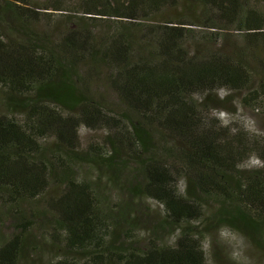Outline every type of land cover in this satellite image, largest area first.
Masks as SVG:
<instances>
[{"label":"trees","instance_id":"16d2710c","mask_svg":"<svg viewBox=\"0 0 264 264\" xmlns=\"http://www.w3.org/2000/svg\"><path fill=\"white\" fill-rule=\"evenodd\" d=\"M259 1L0 0V201L12 211L44 203L47 264H213L194 224L210 238L227 225L264 251V138L218 122L205 102L223 88L264 107ZM83 128L102 131V144L82 150ZM83 164L134 166L131 193L181 227L174 242L118 243V208ZM54 186L60 195L48 194ZM33 225L0 242V264L25 259Z\"/></svg>","mask_w":264,"mask_h":264},{"label":"rangeland","instance_id":"374dc122","mask_svg":"<svg viewBox=\"0 0 264 264\" xmlns=\"http://www.w3.org/2000/svg\"><path fill=\"white\" fill-rule=\"evenodd\" d=\"M259 7L264 11V2H260ZM97 29L101 31L105 30L102 27H98ZM194 29L196 30V28ZM230 39L232 43L240 42L236 37H230ZM261 56L259 57L260 61H264V56ZM101 84L98 82L97 87H92V89L102 96L109 106L113 107L115 114L119 113L121 107L115 93L109 87H106L105 83ZM246 93L247 91L238 94L232 93L228 89H217L214 93L215 95H210L205 100L209 116L215 117L223 125H235L240 130L256 135L258 138H264V107H257L253 110L242 106L240 100L244 95L246 96ZM197 97L203 99L199 95ZM213 97L216 101L212 100ZM103 138L104 133L102 131L83 128L79 134L80 148L85 152H89L91 148L101 145ZM91 165H81L83 171L78 172L86 173L85 177L96 183L98 185L97 189L101 193H108L109 202L117 206L122 222L117 227L120 237L118 243L126 245L131 242L132 236H135L137 242L134 246L139 248L148 247V242L153 239H157L167 245L174 242L176 236L180 233L181 227L177 225L170 226L165 223L162 206L156 201L146 198L142 194L131 193L132 186L129 184L135 174L134 166H128L119 172H109L106 168L97 170ZM247 165L249 167H257L260 165V161L254 156L250 158ZM89 166L97 171H84ZM96 177L98 181L95 180ZM187 183L188 181L185 178L178 179L177 186L180 193L185 192ZM61 193L62 188L59 186L52 187L48 192L50 196H58ZM7 207L9 206L0 201V242L4 239H12L16 235H21V227L26 221L31 222L32 220V223H35V225H33L30 233L27 235L29 247L26 251L25 259L20 264H47L53 255V249L46 241L47 238L45 236V233H48L49 230L47 223L50 217L44 210V203L40 202V204H35V206L29 204L23 205L17 211H14V209L13 211L8 210ZM216 209L217 206L213 204L207 206L206 222L209 221V217ZM194 225L204 233V238L202 239L203 249L207 252H213V255L217 253L216 258L212 255L211 261L213 264H235L231 259V252L235 247L232 234L226 232L221 235L222 229L227 228L232 230L231 228L221 224L214 230L215 235L210 238V236L206 235L207 232H204L201 228V225ZM130 229H134L133 234H129ZM232 232L238 234L233 230ZM238 236L242 238L241 235L238 234ZM242 254L245 264H264V251L243 238Z\"/></svg>","mask_w":264,"mask_h":264},{"label":"clouds","instance_id":"9594fccd","mask_svg":"<svg viewBox=\"0 0 264 264\" xmlns=\"http://www.w3.org/2000/svg\"><path fill=\"white\" fill-rule=\"evenodd\" d=\"M226 232H230L232 234V239L235 241L234 250L231 252V259L235 262V264H245V259L242 254V238L227 228L221 230V235Z\"/></svg>","mask_w":264,"mask_h":264}]
</instances>
